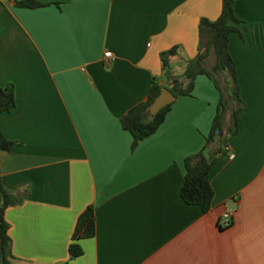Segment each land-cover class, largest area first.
Wrapping results in <instances>:
<instances>
[{"label":"crops","instance_id":"obj_1","mask_svg":"<svg viewBox=\"0 0 264 264\" xmlns=\"http://www.w3.org/2000/svg\"><path fill=\"white\" fill-rule=\"evenodd\" d=\"M39 1L0 0V88L13 85L15 97L0 113L14 143L0 152V175L23 196L3 215L10 264H264V0L233 4L242 23L228 51L245 110L209 172L206 214L179 190L184 160L202 150L215 116L212 81L196 76L133 148L120 119L153 80L169 86L162 52L176 48L169 75L181 76L197 54L199 20H215L221 0ZM88 206L94 236L76 241L82 254L70 258Z\"/></svg>","mask_w":264,"mask_h":264},{"label":"trees","instance_id":"obj_2","mask_svg":"<svg viewBox=\"0 0 264 264\" xmlns=\"http://www.w3.org/2000/svg\"><path fill=\"white\" fill-rule=\"evenodd\" d=\"M235 0H221L219 16L211 21L201 18L198 24L199 43L194 59L187 62L181 76L169 75V61L176 54V48H171L160 54V62L170 92L175 96L189 95L193 89L196 76L204 75L210 79L218 91L219 99L209 135L202 150L184 160V176L179 190L182 201L187 205L197 206L203 214L210 208L213 190L209 182V172L215 163L216 155L227 146L228 139L237 132V122L245 110V105L239 96L238 82L233 61L228 51V40L232 33H238V25L242 23L234 14ZM14 5L23 8H40L45 4L39 0H13ZM264 27V24H263ZM213 61L208 66L209 58ZM162 85L152 81L147 99L131 108L120 119L121 127L132 137V148L141 140L156 132L163 122L170 105L161 108L155 116L148 114V108L159 95ZM15 108L13 85L0 88V113L12 112ZM229 122L226 123V118ZM225 135L220 136V132ZM217 143L219 146L213 152H206L207 146ZM13 142L4 138L0 131V152L9 151ZM0 264H10V239L7 235L8 226L4 220L7 207L16 205L23 196L9 192L2 184L0 175ZM95 233L94 207L88 206L79 215L68 247L70 258L78 257L82 250L76 241L92 238Z\"/></svg>","mask_w":264,"mask_h":264},{"label":"water","instance_id":"obj_3","mask_svg":"<svg viewBox=\"0 0 264 264\" xmlns=\"http://www.w3.org/2000/svg\"><path fill=\"white\" fill-rule=\"evenodd\" d=\"M170 88L171 85L161 89L159 95L154 99V101L148 108V114L150 116H155L161 108L174 102L175 96L170 92Z\"/></svg>","mask_w":264,"mask_h":264},{"label":"built area","instance_id":"obj_4","mask_svg":"<svg viewBox=\"0 0 264 264\" xmlns=\"http://www.w3.org/2000/svg\"><path fill=\"white\" fill-rule=\"evenodd\" d=\"M104 61L105 63H108V61H110L112 59V54L110 52H105L104 55ZM224 219H225V224H228L231 221V216L228 213H225L223 215Z\"/></svg>","mask_w":264,"mask_h":264},{"label":"rangeland","instance_id":"obj_5","mask_svg":"<svg viewBox=\"0 0 264 264\" xmlns=\"http://www.w3.org/2000/svg\"><path fill=\"white\" fill-rule=\"evenodd\" d=\"M212 61H213V57L211 56V57L209 58L208 66H210V64L212 63ZM171 77H172V76H171ZM166 82H167V80H166Z\"/></svg>","mask_w":264,"mask_h":264}]
</instances>
